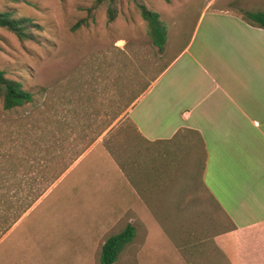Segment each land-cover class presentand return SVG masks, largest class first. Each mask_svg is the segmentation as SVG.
Masks as SVG:
<instances>
[{
	"label": "rangeland",
	"instance_id": "rangeland-1",
	"mask_svg": "<svg viewBox=\"0 0 264 264\" xmlns=\"http://www.w3.org/2000/svg\"><path fill=\"white\" fill-rule=\"evenodd\" d=\"M93 2L0 0V10L38 25L32 40L0 26V70L33 94L12 110L0 96V217L58 174L1 235L0 264H99L104 239L129 222L137 235L115 264H225L212 235L229 221L197 181L192 197L204 214L201 227L180 232L144 211L147 227L124 193L129 185L117 160L132 162L146 150L129 102L165 69L159 84L181 98L175 110L188 114L186 122L205 111L212 80L227 74L221 67L242 58L228 45L257 41L241 11H264V0H142L166 26L161 51L133 1L121 0L112 21ZM81 19L86 23L73 29ZM196 159L201 167V152ZM199 239L202 245L191 247Z\"/></svg>",
	"mask_w": 264,
	"mask_h": 264
},
{
	"label": "crops",
	"instance_id": "crops-1",
	"mask_svg": "<svg viewBox=\"0 0 264 264\" xmlns=\"http://www.w3.org/2000/svg\"><path fill=\"white\" fill-rule=\"evenodd\" d=\"M240 17L257 41L228 45L231 54L237 50L242 58L221 67L227 74L212 80L216 90L192 123L186 122L187 113L175 110L181 98L159 84L169 68L133 101L127 115L147 145L144 158L154 156L157 164L149 161L150 171L139 187L121 173L129 185L124 193L132 198V210L141 209L145 226L144 211L155 223L175 225L171 214L186 209L185 203L193 206L197 181L230 220L229 227L212 235L229 263L264 264V28ZM200 152L201 167L194 163Z\"/></svg>",
	"mask_w": 264,
	"mask_h": 264
},
{
	"label": "trees",
	"instance_id": "trees-1",
	"mask_svg": "<svg viewBox=\"0 0 264 264\" xmlns=\"http://www.w3.org/2000/svg\"><path fill=\"white\" fill-rule=\"evenodd\" d=\"M120 1L121 0H94L91 8L93 9L96 7L104 6L108 20L112 21L117 15V5ZM131 1L135 3V6L138 9L141 17L146 22L147 35L151 39V42L156 45L161 51L166 41V26L160 19L158 12L149 9L142 2V0ZM89 11H91L90 8ZM241 13L243 20L249 25L264 28V11L242 10ZM82 23H86L85 19L78 20L74 24L73 29L79 27ZM0 26L14 33L20 40H32L34 38V34L31 28L38 27V25L34 23L30 18L16 17L11 11L7 10H0ZM166 67L167 65H165L161 71H163ZM148 85H146L138 94L133 96L129 103L131 104L146 89ZM0 96L2 98L3 108L6 110H12L14 108L21 107L32 102L33 100L32 92L24 89L21 82L6 77L3 70H0ZM132 127L139 139L142 142H145L133 122ZM197 139L199 148H203L202 140L198 134ZM144 156V151L138 150L137 152H134V154H132L131 158H129L132 159V162L127 161L123 163L117 160V164L119 165L125 176L131 183H134L138 187L141 186L145 173L148 174L150 171V168L148 167L149 161L151 162V164H157L156 157L148 156V154L146 158H144ZM194 163L197 164L198 160H195ZM67 166L68 165H66L65 168H67ZM57 176L58 174L54 175L52 178H48V183L38 191L23 193L18 197L17 203L13 208V212L10 215H2L0 217V237L12 224H14L21 217V215L26 210H28L32 206V204L42 195V193L46 190L50 183H52L56 179ZM138 191H141V189H139ZM215 205L217 206V204ZM184 208L186 209L182 211L181 209H177L174 213L171 214V217L173 215L172 219H174V214L176 216V221L175 219L173 221L175 223L173 227L180 229V232L185 231L187 228L193 230L197 227H201V221L204 216V214H201V210H198L197 207L193 206H185ZM226 218L230 223L229 218L227 216ZM136 233V227L131 223H127L118 232L108 235L100 246V250L98 253V263L115 264L127 245L133 242L135 236L137 235ZM196 234H198V231L196 232ZM201 245L202 242L199 239L197 242H194L191 247L196 246L198 248ZM212 246L216 254H219L222 259L226 261L225 264H230L226 256L221 252V250L215 245L213 241Z\"/></svg>",
	"mask_w": 264,
	"mask_h": 264
}]
</instances>
